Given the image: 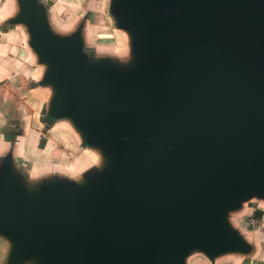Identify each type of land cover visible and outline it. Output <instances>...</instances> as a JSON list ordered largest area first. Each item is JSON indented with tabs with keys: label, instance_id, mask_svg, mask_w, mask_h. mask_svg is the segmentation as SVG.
Returning a JSON list of instances; mask_svg holds the SVG:
<instances>
[{
	"label": "water",
	"instance_id": "obj_1",
	"mask_svg": "<svg viewBox=\"0 0 264 264\" xmlns=\"http://www.w3.org/2000/svg\"><path fill=\"white\" fill-rule=\"evenodd\" d=\"M9 22L67 119L104 164L79 182L26 185L0 165L5 264H185L246 254L231 214L264 200V0H110L130 40L119 62L87 53L81 28L49 24L50 2L16 0Z\"/></svg>",
	"mask_w": 264,
	"mask_h": 264
},
{
	"label": "crops",
	"instance_id": "obj_2",
	"mask_svg": "<svg viewBox=\"0 0 264 264\" xmlns=\"http://www.w3.org/2000/svg\"><path fill=\"white\" fill-rule=\"evenodd\" d=\"M3 6L0 0V19H5V14L12 9L6 10ZM50 7L53 11L54 4L51 3ZM10 18L0 22V161L11 159L15 171L28 186L49 180L79 182L83 179V174L93 166H103V156L98 149L84 147L81 138L78 139L69 127L54 126L58 120L52 124L46 122L45 115L54 93L53 86L42 82L45 69L43 72L39 70L41 63L29 46V35L25 26L9 22ZM17 25L25 28L23 37L16 31ZM113 30L117 32L122 29L114 25ZM126 35L128 53L117 57L111 55L109 58L119 62L130 58V40L128 34ZM83 40L85 41L84 35ZM63 128L70 130L67 140L63 135H58L57 138L46 135L53 131H62ZM88 149L95 151L99 160L83 171L79 179L67 180L66 177L80 163L87 161L82 154L83 150L89 151ZM64 152L69 157L67 164H61ZM243 208L237 210L235 215L240 224L245 218V213H241ZM259 219L262 221L261 228H264L263 212ZM231 223L252 247L248 253L225 252L210 259L203 251L195 249L186 256L185 264H264V236L261 238L262 247L255 241L258 238H250L251 241L247 239L248 235L241 230L240 224H235L232 220ZM262 231L264 234V229ZM8 251L9 249H0V264L6 263Z\"/></svg>",
	"mask_w": 264,
	"mask_h": 264
},
{
	"label": "rangeland",
	"instance_id": "obj_3",
	"mask_svg": "<svg viewBox=\"0 0 264 264\" xmlns=\"http://www.w3.org/2000/svg\"><path fill=\"white\" fill-rule=\"evenodd\" d=\"M48 1L52 3V5L54 4L52 20L54 21L55 25H58L61 29H68V27L76 25L71 32H63L59 34L69 35L78 28L82 27L81 33L83 36L84 26L88 28L87 34L89 35V38L87 39L84 36L85 41L82 44L85 46L87 53H91L97 58H108L111 57L110 53L118 55V53H122L124 51L125 43L127 44L128 39L121 30L117 32H114L113 30L114 19L109 12L110 0H47V2ZM1 2L4 5L3 8L6 10H9L12 6V0H1ZM68 131L70 130L63 128L62 131H53L44 134L53 138H57L58 135H63L67 140L69 139V136L67 135ZM57 142L60 143L59 140ZM67 152L63 153L61 164H67L69 162ZM3 161H0V165ZM242 207L244 208L241 213H245L244 221L240 224L239 220L235 216L237 212H233L231 214L232 222L235 224L236 222L240 224L239 227L246 233V235H248L247 239L249 241H251L250 238H258L255 241L263 247V240L261 238L264 236L262 231L264 228H261L260 226L262 223L261 219H257L254 216L253 209H260L264 213V200L253 198L244 202ZM250 216H252L253 220L260 221L251 223L249 222ZM8 248V241H6L5 238L0 237V249L2 250Z\"/></svg>",
	"mask_w": 264,
	"mask_h": 264
},
{
	"label": "bare ground",
	"instance_id": "obj_4",
	"mask_svg": "<svg viewBox=\"0 0 264 264\" xmlns=\"http://www.w3.org/2000/svg\"><path fill=\"white\" fill-rule=\"evenodd\" d=\"M11 10H10V12H12V15L11 16H8V17H6L5 19H8V18H10V17H12L13 15H14V13H15V11H16V0H12V6H11ZM49 24H50V26H51V28H52V30L55 32V33H63V32H71L74 28H75V26L76 25H73V26H71V27H68V29H61V28H59V26L58 25H55L54 24V21L52 20V15H53V13H52V9H51V7L49 8ZM5 19H0V22H2L3 20H5ZM20 26V25H19ZM58 26V27H57ZM21 27H23V26H21ZM24 28V27H23ZM24 31H25V28H24ZM122 32H123V34L127 37V33L125 32V31H123V30H121ZM88 33V28L86 27V26H84V28H83V34H84V36H85V38H89V35L87 34ZM27 35V34H26ZM128 50H129V47H128V40H127V44L125 43V49H124V51L122 52V53H118V55H114L113 53H110L112 56H120V55H126L127 53H128ZM45 69V65H43V64H41L40 66H39V70L41 71V72H43V70ZM55 125H60V126H67V127H69L72 131H73V133H75V135L78 137V139H80L81 137H80V134L74 129V127H73V125L71 124V122L70 121H68L67 119H60V120H58L55 124H54V126ZM86 150H83V156L85 157V158H87L86 160L87 161H85L83 164H79L78 166H77V168L73 171V172H71L70 173V176L69 177H66V179L67 180H69V181H74V180H77V179H79V177H80V174L83 172V171H85L86 169H88L92 164H94V163H96L98 160H99V156L97 155V153L95 152V151H93V150H89V151H86ZM88 156V157H87Z\"/></svg>",
	"mask_w": 264,
	"mask_h": 264
},
{
	"label": "clouds",
	"instance_id": "obj_5",
	"mask_svg": "<svg viewBox=\"0 0 264 264\" xmlns=\"http://www.w3.org/2000/svg\"><path fill=\"white\" fill-rule=\"evenodd\" d=\"M11 15H12V12H7V13L5 14L6 17H7V16H11ZM16 31L19 32V33L21 34L22 37L24 36V28H23V27L17 25V27H16Z\"/></svg>",
	"mask_w": 264,
	"mask_h": 264
},
{
	"label": "trees",
	"instance_id": "obj_6",
	"mask_svg": "<svg viewBox=\"0 0 264 264\" xmlns=\"http://www.w3.org/2000/svg\"><path fill=\"white\" fill-rule=\"evenodd\" d=\"M254 216L259 219L262 216V211L260 209H255Z\"/></svg>",
	"mask_w": 264,
	"mask_h": 264
},
{
	"label": "built area",
	"instance_id": "obj_7",
	"mask_svg": "<svg viewBox=\"0 0 264 264\" xmlns=\"http://www.w3.org/2000/svg\"><path fill=\"white\" fill-rule=\"evenodd\" d=\"M249 218H250V219H249V222H251V223H256V222H257L256 220H253V219H252V216H250Z\"/></svg>",
	"mask_w": 264,
	"mask_h": 264
}]
</instances>
